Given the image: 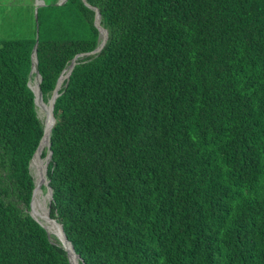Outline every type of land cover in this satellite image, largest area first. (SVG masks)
<instances>
[{
    "label": "trees",
    "instance_id": "16d2710c",
    "mask_svg": "<svg viewBox=\"0 0 264 264\" xmlns=\"http://www.w3.org/2000/svg\"><path fill=\"white\" fill-rule=\"evenodd\" d=\"M87 1L108 40L59 91L47 172L79 264H264V0ZM45 2L0 40V264H71L30 213L32 54L48 102L102 40L83 0Z\"/></svg>",
    "mask_w": 264,
    "mask_h": 264
},
{
    "label": "rangeland",
    "instance_id": "374dc122",
    "mask_svg": "<svg viewBox=\"0 0 264 264\" xmlns=\"http://www.w3.org/2000/svg\"><path fill=\"white\" fill-rule=\"evenodd\" d=\"M41 1H45V0H0V40L21 39L24 36H21L18 34L25 35L26 33H30V31H32L33 29L34 24L36 23L38 9H41L44 6L43 4H41ZM64 2L65 0H59L60 4ZM91 56L93 55H90V56H88L87 54L81 55V56H78V59L85 58V57H91ZM78 59H77V64H78ZM68 69L65 71V73L62 76H64L68 72ZM40 79L41 77L36 75V73L32 75V80H31L30 85L32 89L36 92V94H40V90H39L40 89L39 86L41 84ZM68 81H66L64 85H67ZM43 100L41 99V97H38L37 107H38L39 116L41 120L45 123V121H47L48 119L47 116L49 115V113H47L49 109V103ZM39 159L40 158H38L37 161ZM44 161H45L44 165H47V161H49V159L46 160L44 158ZM32 172L36 180L39 182L43 174L41 162L36 165L32 164ZM43 187L44 186H42L41 195L39 197V201L36 203V207L38 209L40 208V211H41L40 213H43L44 210L46 209V211L49 213V216H50V207H49L50 199L47 196V191L43 190ZM33 210L30 209V213L34 217L36 216L35 217L36 219L40 217L39 213L36 212V209H33ZM39 220L43 225L48 226L47 223L43 219H39ZM49 232H50L51 239L56 238L59 240L58 236L55 235L53 231L49 230Z\"/></svg>",
    "mask_w": 264,
    "mask_h": 264
},
{
    "label": "water",
    "instance_id": "95a60500",
    "mask_svg": "<svg viewBox=\"0 0 264 264\" xmlns=\"http://www.w3.org/2000/svg\"><path fill=\"white\" fill-rule=\"evenodd\" d=\"M83 2L94 11V15H95V25L97 26V28L100 31V40H102V43H101L100 47L98 49H96L95 51L91 52V53H87V55L88 56H90V55H97V54H99L104 49V47L106 45V42L108 40V31L106 29H104L103 26L101 25V15H100L99 10L96 9L95 7L91 6L88 3L87 0H83ZM64 3H62V4H64ZM36 21H38V13H37V20ZM37 33H39V29L37 30ZM37 45L38 44H36V46L34 48V52L32 54V60H33L34 67L32 69L31 76L34 73H36V75H38L40 77V73H39V71L37 69V64H38V59H37ZM84 55H86V54H84ZM77 59H78V56L75 57L74 60L72 61V64L70 65V67L68 69V72L64 76L60 77V79H59V81H58V83H57L54 91L52 92L51 98L48 101V103H49V113L52 116L53 122H52V125H51V127H50L49 130H47V127L45 125L44 137L46 136V134L49 135V139H48V143H47V147H46V149H47V155H46L45 159L46 160L49 159V161H47V165H46V167H44V170H43V174H42L43 175V180H42V185L41 186H44L46 188L47 196L50 199V203L53 201V190H52V188L49 185L50 182L48 180L47 172H48V166H49L50 161L52 159V151H51L52 142H51V136H52V130H53L55 124H56L55 103H56L57 98L59 97V91H60V89L66 83V81H68V79L70 78V76H71V74H72V72H73V70H74V68H75V66L77 64ZM40 83H41V79H40ZM39 88H40V86H39ZM31 89H32V87H31ZM39 90H40V94H36V92L33 90V92H34V94L36 96V104H37V101H38V97H41V99L43 100V94L41 92V88ZM48 131H49V133H47ZM44 137H43V139H44ZM43 139L41 140V143H42ZM41 143H40V145H41ZM40 145H39V148H40ZM39 148H38L37 152L35 153V156L37 155V153L39 151ZM35 156H34V158L32 160L31 167H32L33 161L35 159ZM36 189H37V185H36V188L34 190V194H35ZM34 194H33V199H32V202H31V209H32L33 201H34ZM31 216L37 221V219L32 214H31ZM53 220H57V219H53ZM37 222L40 223L39 221H37ZM57 223L59 225V229H60V233H61L60 236H58V238H59V241L61 242V244L63 245L64 249L68 253V257H69L70 263L71 264H75V262H73V260L71 259V252H72V253H75V255L78 257L77 264H79L80 256L76 254V252L74 250L73 244L68 240L67 235H66V232H65V229H64V225L59 220H57ZM48 235H50L49 232H48Z\"/></svg>",
    "mask_w": 264,
    "mask_h": 264
},
{
    "label": "bare ground",
    "instance_id": "6f19581e",
    "mask_svg": "<svg viewBox=\"0 0 264 264\" xmlns=\"http://www.w3.org/2000/svg\"><path fill=\"white\" fill-rule=\"evenodd\" d=\"M48 111H49V109H48ZM48 111H47V113H49ZM47 117H48V119H47V121H45V125L47 127V130H49L51 125H52L53 119H52V116L50 115V113H49V115ZM47 133H49V131ZM48 139H49V135L46 134V136L44 137V140H43V142H42V144H41V146L39 148V151H38V153L35 156V159L33 161L34 165L39 164L41 162V166H42L43 170H44V167H46V165H44L45 161H44V158L42 157L41 153H43L44 150L46 149L47 143H48ZM38 158H40V159L37 161ZM36 184H37V189H38V197H40L41 191H42V186H41L42 185V179H40L39 182L36 180ZM37 189H36V191H37ZM36 191H35V194H34V201H33L32 210L35 209L34 208V204H35ZM40 212L41 211H40V208H39L38 209L39 216L42 217V219L47 223L48 226L43 225L38 219H37V221H39L48 230V232L50 230V231H53L55 233V235L60 236L61 233H60L59 225L52 221V219L50 218L49 213L46 211V209L44 210L43 213H40ZM41 217H40V219H41ZM71 259L73 260V262H75V264H77L78 257L75 255V253L71 252Z\"/></svg>",
    "mask_w": 264,
    "mask_h": 264
},
{
    "label": "crops",
    "instance_id": "0c3cea01",
    "mask_svg": "<svg viewBox=\"0 0 264 264\" xmlns=\"http://www.w3.org/2000/svg\"><path fill=\"white\" fill-rule=\"evenodd\" d=\"M66 1H67V0H66ZM66 1H65V2H66ZM41 4H43V5L45 6V5H46V2H45V1H41ZM58 4H59V5H63V4H60V3H58ZM44 6H43V7H44ZM38 10H39V9H38Z\"/></svg>",
    "mask_w": 264,
    "mask_h": 264
}]
</instances>
